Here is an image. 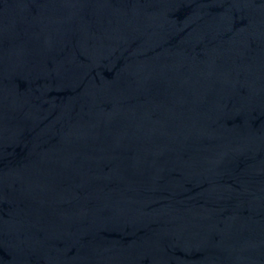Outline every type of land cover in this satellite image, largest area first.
<instances>
[{
  "label": "water",
  "instance_id": "1",
  "mask_svg": "<svg viewBox=\"0 0 264 264\" xmlns=\"http://www.w3.org/2000/svg\"><path fill=\"white\" fill-rule=\"evenodd\" d=\"M0 264H264V0H0Z\"/></svg>",
  "mask_w": 264,
  "mask_h": 264
}]
</instances>
